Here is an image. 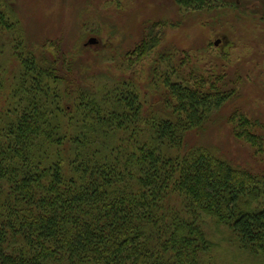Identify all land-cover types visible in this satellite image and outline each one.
<instances>
[{
  "label": "trees",
  "instance_id": "trees-1",
  "mask_svg": "<svg viewBox=\"0 0 264 264\" xmlns=\"http://www.w3.org/2000/svg\"><path fill=\"white\" fill-rule=\"evenodd\" d=\"M62 79L54 59L26 53L0 108V264H209L202 213L242 246L261 245L264 208L240 202L263 193L264 180L183 148L233 88L166 79L160 101L144 104L119 83L79 89L68 105L54 85ZM245 118L230 120L248 128Z\"/></svg>",
  "mask_w": 264,
  "mask_h": 264
},
{
  "label": "rangeland",
  "instance_id": "rangeland-1",
  "mask_svg": "<svg viewBox=\"0 0 264 264\" xmlns=\"http://www.w3.org/2000/svg\"><path fill=\"white\" fill-rule=\"evenodd\" d=\"M227 1L194 8L174 0H0L6 21L0 27V108L26 53L57 62L63 79L54 85L68 105L79 89L103 94L121 83L150 104L160 101L166 79L219 80L233 88L231 96L201 128L187 132L183 148H202L264 180L263 141L253 145L238 136L264 138V19L246 0L241 7ZM92 38L96 43L88 44ZM67 86L69 97L62 91ZM234 113L246 117L248 128L231 122ZM240 206L264 208V192L249 194ZM200 220L209 264H264V241L249 249L214 215L202 213Z\"/></svg>",
  "mask_w": 264,
  "mask_h": 264
},
{
  "label": "flooded vegetation",
  "instance_id": "flooded-vegetation-1",
  "mask_svg": "<svg viewBox=\"0 0 264 264\" xmlns=\"http://www.w3.org/2000/svg\"><path fill=\"white\" fill-rule=\"evenodd\" d=\"M175 3L177 2L179 4V6L181 7H205V5L208 4L209 0H174ZM213 1V0H210ZM227 1V0H226ZM235 2L234 4L238 7H241V0H229V3H227L228 5H231V2ZM249 2L251 9L254 12L260 13L261 14V18L264 19V0H246ZM228 2V1H227ZM248 4V5H249Z\"/></svg>",
  "mask_w": 264,
  "mask_h": 264
},
{
  "label": "water",
  "instance_id": "water-1",
  "mask_svg": "<svg viewBox=\"0 0 264 264\" xmlns=\"http://www.w3.org/2000/svg\"><path fill=\"white\" fill-rule=\"evenodd\" d=\"M96 43V41H95V39H89L88 40V44H95ZM218 44V41L215 43V45H217Z\"/></svg>",
  "mask_w": 264,
  "mask_h": 264
}]
</instances>
